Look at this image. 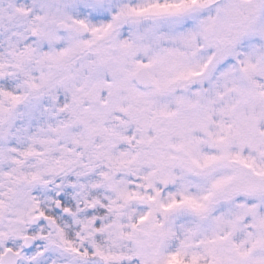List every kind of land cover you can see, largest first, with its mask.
<instances>
[{"label":"snow or ice","instance_id":"obj_1","mask_svg":"<svg viewBox=\"0 0 264 264\" xmlns=\"http://www.w3.org/2000/svg\"><path fill=\"white\" fill-rule=\"evenodd\" d=\"M0 264H264V0H0Z\"/></svg>","mask_w":264,"mask_h":264}]
</instances>
